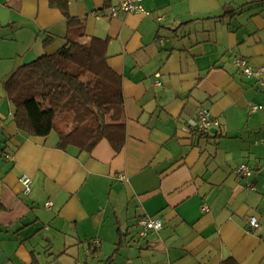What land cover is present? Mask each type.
<instances>
[{"label": "crops", "instance_id": "0c3cea01", "mask_svg": "<svg viewBox=\"0 0 264 264\" xmlns=\"http://www.w3.org/2000/svg\"><path fill=\"white\" fill-rule=\"evenodd\" d=\"M118 1L0 0V264H264V70L234 64L264 68V0H144L147 16L113 18ZM68 18L122 77L121 151L15 125L5 83L67 44ZM202 109L219 125L193 132ZM145 217L162 230L142 236Z\"/></svg>", "mask_w": 264, "mask_h": 264}, {"label": "trees", "instance_id": "16d2710c", "mask_svg": "<svg viewBox=\"0 0 264 264\" xmlns=\"http://www.w3.org/2000/svg\"><path fill=\"white\" fill-rule=\"evenodd\" d=\"M67 24L66 45L21 66L5 83L15 125L37 137L55 132L64 150L92 152L108 140L121 151L127 123L122 77L107 63L105 40L79 43L83 21L68 18Z\"/></svg>", "mask_w": 264, "mask_h": 264}, {"label": "built area", "instance_id": "2783aa9c", "mask_svg": "<svg viewBox=\"0 0 264 264\" xmlns=\"http://www.w3.org/2000/svg\"><path fill=\"white\" fill-rule=\"evenodd\" d=\"M144 0H119L117 4L111 6L110 14L111 17H117L120 13H139L143 15H148V11L145 10L143 6ZM234 64L247 76L259 77L264 68L262 70H253L248 62L243 59H235ZM263 81V80H262ZM254 109H261V107H254ZM218 121H213L209 118L207 111L202 109L198 113V117L192 125V131L203 133L210 129L212 126H218ZM7 159L10 161L14 160L13 155H7ZM237 175L244 177H252L253 170L247 166L246 164H242L236 170ZM121 180H125V175L121 174L119 176ZM20 183L23 186V192L25 195H29L31 193L32 180L29 176L23 175L20 178ZM53 206L52 201H48L45 204L47 209H51ZM139 225L141 227V235L147 236L150 232H158L163 228V221L158 217H145L139 220ZM248 225L251 228H257L259 226V221L256 216H251L248 219ZM92 245L95 247H99L101 241L99 239H94L91 241Z\"/></svg>", "mask_w": 264, "mask_h": 264}, {"label": "rangeland", "instance_id": "374dc122", "mask_svg": "<svg viewBox=\"0 0 264 264\" xmlns=\"http://www.w3.org/2000/svg\"><path fill=\"white\" fill-rule=\"evenodd\" d=\"M97 12H94V14H96ZM135 14H139V13H135ZM140 15H143V14H140ZM143 16H146V15H143ZM115 18V17H114ZM93 65L95 66V67H97V65L95 64V63H93ZM68 130L70 129V127H68L67 128ZM198 133V132H197ZM204 133V132H203ZM31 180H32V178H31ZM32 183H33V180H32ZM101 264H104V263H101Z\"/></svg>", "mask_w": 264, "mask_h": 264}]
</instances>
